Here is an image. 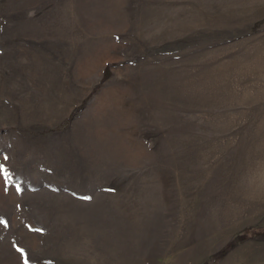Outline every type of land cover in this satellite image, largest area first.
<instances>
[{
	"label": "rangeland",
	"instance_id": "374dc122",
	"mask_svg": "<svg viewBox=\"0 0 264 264\" xmlns=\"http://www.w3.org/2000/svg\"><path fill=\"white\" fill-rule=\"evenodd\" d=\"M0 165V264H264V0H0Z\"/></svg>",
	"mask_w": 264,
	"mask_h": 264
},
{
	"label": "trees",
	"instance_id": "16d2710c",
	"mask_svg": "<svg viewBox=\"0 0 264 264\" xmlns=\"http://www.w3.org/2000/svg\"><path fill=\"white\" fill-rule=\"evenodd\" d=\"M110 75H111V71H110L109 67H107V68L105 69V71H104V79H105V78H108ZM255 231H256V232H260V231H258L257 229H256Z\"/></svg>",
	"mask_w": 264,
	"mask_h": 264
},
{
	"label": "snow or ice",
	"instance_id": "6c2138e0",
	"mask_svg": "<svg viewBox=\"0 0 264 264\" xmlns=\"http://www.w3.org/2000/svg\"><path fill=\"white\" fill-rule=\"evenodd\" d=\"M5 159H7V157H5ZM0 171H4L6 173L7 170L4 169L2 165H0ZM21 251L23 250L21 249ZM25 264H28L27 258H25Z\"/></svg>",
	"mask_w": 264,
	"mask_h": 264
}]
</instances>
